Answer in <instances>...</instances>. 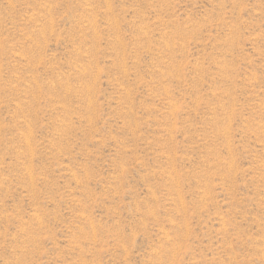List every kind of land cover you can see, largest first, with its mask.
Instances as JSON below:
<instances>
[{
    "label": "rangeland",
    "instance_id": "374dc122",
    "mask_svg": "<svg viewBox=\"0 0 264 264\" xmlns=\"http://www.w3.org/2000/svg\"><path fill=\"white\" fill-rule=\"evenodd\" d=\"M0 264H264V0H0Z\"/></svg>",
    "mask_w": 264,
    "mask_h": 264
}]
</instances>
